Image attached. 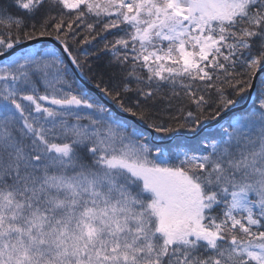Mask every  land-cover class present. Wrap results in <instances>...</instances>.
<instances>
[{
	"label": "snow or ice",
	"instance_id": "obj_1",
	"mask_svg": "<svg viewBox=\"0 0 264 264\" xmlns=\"http://www.w3.org/2000/svg\"><path fill=\"white\" fill-rule=\"evenodd\" d=\"M0 264H264V0H0Z\"/></svg>",
	"mask_w": 264,
	"mask_h": 264
},
{
	"label": "water",
	"instance_id": "obj_2",
	"mask_svg": "<svg viewBox=\"0 0 264 264\" xmlns=\"http://www.w3.org/2000/svg\"><path fill=\"white\" fill-rule=\"evenodd\" d=\"M44 42H53V41H42V43H44ZM89 87H92V86L89 85ZM102 99H104L105 103H107L109 105V107H112L113 110L119 111L118 109L115 108V105H112L109 101H107L106 98L102 97ZM247 106L248 105H244L243 107H247ZM241 110H242V107L240 105H237L236 108L232 112L228 113L227 115H223L222 118H218V121L211 122V124L209 125V129L215 128L222 120L226 119L231 114H234V113L241 111Z\"/></svg>",
	"mask_w": 264,
	"mask_h": 264
},
{
	"label": "trees",
	"instance_id": "obj_3",
	"mask_svg": "<svg viewBox=\"0 0 264 264\" xmlns=\"http://www.w3.org/2000/svg\"><path fill=\"white\" fill-rule=\"evenodd\" d=\"M111 38H112V37L109 36V39H111ZM44 43H45V42H44ZM107 59H108V57H104V59H103L102 61H100L99 63L104 64V63H106ZM248 106H249V105H248ZM248 106H247V107H248ZM241 111H242V110H241ZM241 111H238V112H236V113H234V114H231V115L228 116L226 119L222 120V121H221V122H220L215 128H213V129H209V131H211V132H213V133H218V132L221 130V127L227 124V122H228V120H229L230 117H234V116L239 115Z\"/></svg>",
	"mask_w": 264,
	"mask_h": 264
}]
</instances>
